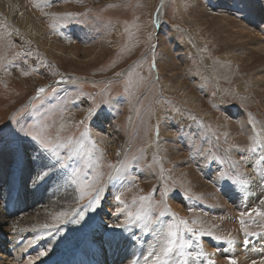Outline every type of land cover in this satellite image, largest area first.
Wrapping results in <instances>:
<instances>
[{"label": "rangeland", "instance_id": "obj_1", "mask_svg": "<svg viewBox=\"0 0 264 264\" xmlns=\"http://www.w3.org/2000/svg\"><path fill=\"white\" fill-rule=\"evenodd\" d=\"M16 3L47 42L77 57L62 59L54 46L45 51L34 41L43 62L40 75L11 25L0 20V170L5 181H18L17 187L0 183L5 212L20 213L23 184L25 190L35 189L28 196L39 197L38 188L49 183L52 196L61 185L72 205L91 216L88 231L92 226L108 234L119 224L116 214H109L111 220L98 216L109 194L126 218L129 212L144 217L118 228L116 237L130 239L137 233L140 239L154 231L149 232L156 240H151L154 260L167 226L180 218L194 230L179 226L191 246L183 249V257H169L168 264L182 259L228 264L229 258L237 264L242 258L247 264H264V218L253 211H264V179L258 180L264 161L257 164L264 156L257 137L264 125V0H8L14 19L22 17L15 12ZM66 13L74 15L65 18ZM50 67L55 73L49 83ZM41 87L45 92L37 96ZM94 120L104 129L110 125L120 154L110 150L99 132L92 134ZM33 136L45 139L52 151H44ZM38 159L48 163V171H25L24 182L22 169ZM6 165L21 173L8 172ZM237 177L249 186L235 183ZM88 182L103 191L78 199L80 186ZM256 188L262 192L253 196L249 208L250 190ZM97 194L101 200L93 210L90 201ZM170 198L180 203V211L170 206ZM241 213L251 214L243 217L245 228L256 235L245 236ZM72 221L73 216L58 224L54 237L66 239L70 228L75 230ZM1 226L6 235L7 224ZM200 230L211 235L197 240L194 233ZM69 238L74 249L81 242L76 232Z\"/></svg>", "mask_w": 264, "mask_h": 264}, {"label": "bare ground", "instance_id": "obj_2", "mask_svg": "<svg viewBox=\"0 0 264 264\" xmlns=\"http://www.w3.org/2000/svg\"><path fill=\"white\" fill-rule=\"evenodd\" d=\"M10 1L14 2L15 0H10ZM0 2H2V4H0V20L5 22L6 25H11L9 27H11L12 29L13 37L19 42V45L23 47L26 58L30 61V64L35 67L36 71H38L39 74L42 72L41 67H43V64L41 63L43 62L40 60V57L38 55V48H36L34 41L37 42L45 51L48 50L49 48L53 49V46H54V51L60 54L59 57L61 58L62 56H67V57L71 56V58L77 57L76 53L75 52L73 53L72 51H70L69 54L66 55L65 50L61 49L60 47L61 45L57 43L54 45L52 42L51 43L47 42L46 38L40 32V29L37 23L33 19H31L29 15L26 14L21 4L18 5V3H16L15 12L18 13L20 17L21 16L22 17L18 19H14V17L11 15V11H13V6H9V5L7 6L8 0H0ZM27 37H30L31 39ZM54 68L55 67H53L52 69L50 67L51 71L49 72V74L51 75L50 76L48 75V77L46 78L47 82L49 83L51 82V79L54 76V73H55ZM58 77L59 76H57V73H56V79H58ZM61 79L64 80V78H61ZM61 79L60 81H62ZM252 80H254V78ZM252 80H251V83L254 82ZM60 81H57V84L58 83L61 84ZM261 82H264V81H261ZM253 85L255 86V88L258 87L256 86V84H253ZM189 100H193V99L189 98ZM248 123L250 124V122ZM229 127H232V126H229ZM261 127H262V133L260 135H257V134L256 135L261 140L262 145L264 147V144H263L264 125L261 124ZM89 129L92 130L91 132L94 135H96V133L99 132L98 137L105 138V143L108 144L110 150L113 151V153L116 152L120 154L118 150V146H117V141L114 139L115 134L114 135L112 134L110 125L108 129H104V127L100 125V122H96L94 120L90 123ZM38 160H39L38 164L34 165L33 167L31 168L25 167L22 169L24 182L27 181V178L25 177L27 173H25V171L27 172L28 170L32 169L31 173H39L40 175H43L46 171H48V168H49V166L47 165L48 163L47 164L43 163L44 161L42 159H38ZM6 167L9 169V171L7 170L8 172H15V174L21 173L20 170H16V168L10 169L9 166L7 165ZM247 177H249V179H253L250 175H248ZM36 179L37 177L35 176L34 183L38 182ZM258 180L263 181L261 177H259ZM4 182L7 183L8 187L12 186V184H14L15 187H17L18 185L17 184L18 181H15L14 177L13 179L9 178V181L8 180L5 181V177L3 176L2 171L0 170V183L3 184ZM25 185L26 184L22 185V191H21L22 198L24 197L23 206L18 215L12 216L13 213H6L4 208L2 207L3 205H0V229L2 228L1 226L2 224H5V223L7 224L6 235H2L0 233V264H28V260L30 257L33 258V264H73L74 260L81 261V263L83 264H152L153 261L160 263V261L156 259V256H155V260L153 259V255L151 252V248L155 247V246H151L152 239H151L150 233L152 230H149L147 231V233H144V235H142L140 239L137 238V236H135L137 235V233L134 234L130 239L124 236L116 237V232L118 230V228L116 227L113 230H111L108 234L106 232L101 233V234L97 233L93 231L94 229L92 228V226L90 227L91 231H88L89 230L88 221H89V217L91 216L83 215V219H80L79 213L81 210L79 208H76L77 205L75 206L72 205L71 200L65 195V193H61L62 191L61 185L57 189L56 188L54 189L55 193L53 192L52 196H49L47 194L50 188L48 186L46 187V185H50L49 183L43 187L38 188L41 190L39 191V194L43 195V197H39L36 195L28 196V194L33 192L35 189H31V192H30V190H25ZM261 192L262 191L257 188L255 191L250 190V194L248 191V194L250 195L248 198L249 208H253L252 206L255 204L253 196H258ZM106 195H107L106 200L103 202L102 210L100 211L98 216H100L103 219L111 220L109 217V214H112V215L116 214L119 217L118 223L123 224L125 220L127 219L125 216H123L125 211L119 205L112 204L113 200L111 199L109 194H106ZM78 199H79V196H78ZM36 200H40L42 201V203L39 205L37 203L38 201ZM169 203L171 207L177 209L175 211H180L181 207L179 206L180 205L179 202L177 201L175 202V200L173 201V199H171L169 200ZM73 210L74 211L76 210V211L74 212ZM61 211H72L73 220L77 221L75 222L76 231L75 230L72 231L70 228V231H68L69 232L68 237L63 240H62V237H59V236L54 237V231L55 229L57 230L58 227H56L55 229L43 227V225L45 224H49V225L56 224L58 226L59 223L56 220H54L53 217ZM94 219H95V216H94ZM122 229H125V228H122ZM72 232H76L77 238L81 240L80 244L75 245V249H74V239L72 240L71 238H69ZM130 233H131V230H130ZM139 234L141 233L139 232ZM154 241L156 240H152V242ZM84 242L87 245H89L88 248H85ZM204 245L205 244H203V246ZM49 246H51V248ZM53 248H54V251L51 250ZM71 248L72 250L70 252ZM92 248H94V250ZM120 248L122 249L120 250ZM159 248L160 247L158 246V250H160ZM42 251L45 252L46 255L39 256V253ZM157 251L154 250V252H157ZM63 252L64 253L67 252V254L64 256ZM214 256L218 260L221 259L219 258L217 254H214ZM37 257L39 258L36 259ZM63 258L64 260L62 261ZM241 263L247 264L244 261V258L241 259Z\"/></svg>", "mask_w": 264, "mask_h": 264}, {"label": "snow or ice", "instance_id": "obj_3", "mask_svg": "<svg viewBox=\"0 0 264 264\" xmlns=\"http://www.w3.org/2000/svg\"><path fill=\"white\" fill-rule=\"evenodd\" d=\"M44 3H49V0H44ZM35 6L39 7L38 4H36ZM72 13H66L65 14V18H69L71 17ZM19 55V54H17ZM30 55V54H29ZM27 74V73H25ZM119 75V73L117 74ZM45 92V88L41 87L39 89H37L36 91V95L39 96L41 93ZM92 109L89 110V115L92 114ZM61 128H63V125L60 126ZM59 134V133H57ZM25 135H31L30 133H25ZM33 140H36L41 148L44 151H52V149L49 147V143L46 142L45 139H42L38 136H33L32 137ZM249 151L251 152H255L256 149L255 148H250ZM55 154V153H53ZM264 161V156H261L260 159L257 161V164H259L260 162ZM61 167H65V165L63 163L60 164ZM99 167V165H97V168ZM109 167H112L111 165H109ZM75 174V173H74ZM100 176V173L97 172L96 175V181H98ZM261 178L264 179V173H261ZM234 182L241 185L244 188H247L249 181L246 179H240V178H234ZM103 188H96L94 187V182H88L87 184H82L80 186V199L82 200L84 198V196L89 195L91 196L93 192L99 193L102 192ZM117 201H119L120 203H123V201L120 200V197L117 196L116 197ZM141 201L147 199L146 197H140L139 198ZM100 200L101 197L99 194L95 195V197L93 198L92 201H90V207L95 210L99 204H100ZM135 202V201H134ZM260 203L262 205H264V199L260 200ZM74 211V210H73ZM253 211L256 213L257 216L264 218V211H261L259 208H255L253 209ZM73 215L72 211H61L59 213H57L53 219L56 220L59 224H63L66 221L70 220L71 217ZM80 218L83 219V213H79ZM175 215V214H173ZM245 215H251L250 213H241V217H240V225H241V230L244 232L245 236H250V235H256V233H250L247 231V229L245 228V220H244V216ZM144 219V217H142L139 213H136L135 215L132 212L128 213L127 219L123 224H118L115 225V227L117 228H126L128 225L133 224L135 221H139ZM73 223L77 222V221H72ZM151 222V221H149ZM180 225L184 226V231L189 232V233H193L194 230L192 228H189L187 226V221L183 220V219H179V223L178 224H169L164 232V236L162 238L161 241V245H160V250L158 253H156V259L158 261H160V264H168V259L169 257H171L173 254L178 253L181 257L184 256V252L183 249L186 247H190L191 246V241H185L183 238V235L181 234L180 231ZM44 228H53L55 229L57 227L56 224H45L43 225ZM145 227H147V225H145ZM197 240L199 239L200 236L202 235H211L210 232H207L205 230H200L194 233ZM214 239L216 240H221V239H225L223 237H214ZM227 243L228 244H233L234 241L231 238H227ZM245 243L247 244L248 241L245 240ZM200 254H204L203 252H201ZM46 255L45 252H40L39 256H44ZM39 257H37L36 259H38ZM28 264H33V258H29L28 260ZM178 264H187V260L186 259H182L181 261L178 262ZM228 264H237V262L232 259L229 258L228 259ZM253 264H255V262H253Z\"/></svg>", "mask_w": 264, "mask_h": 264}]
</instances>
